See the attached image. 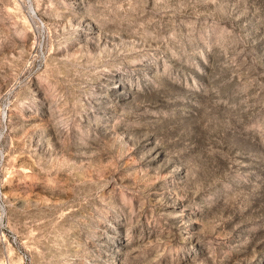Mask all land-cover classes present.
<instances>
[{"label": "rangeland", "instance_id": "obj_1", "mask_svg": "<svg viewBox=\"0 0 264 264\" xmlns=\"http://www.w3.org/2000/svg\"><path fill=\"white\" fill-rule=\"evenodd\" d=\"M0 264H264V0H0Z\"/></svg>", "mask_w": 264, "mask_h": 264}, {"label": "bare ground", "instance_id": "obj_2", "mask_svg": "<svg viewBox=\"0 0 264 264\" xmlns=\"http://www.w3.org/2000/svg\"><path fill=\"white\" fill-rule=\"evenodd\" d=\"M34 16L36 17L35 13H34Z\"/></svg>", "mask_w": 264, "mask_h": 264}]
</instances>
